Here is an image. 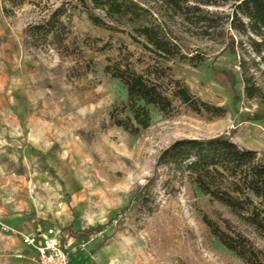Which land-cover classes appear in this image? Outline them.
Wrapping results in <instances>:
<instances>
[{
  "label": "rangeland",
  "instance_id": "rangeland-1",
  "mask_svg": "<svg viewBox=\"0 0 264 264\" xmlns=\"http://www.w3.org/2000/svg\"><path fill=\"white\" fill-rule=\"evenodd\" d=\"M134 1L156 14L185 59L154 58L133 32L139 24L75 2L0 0V219L14 229L34 222L68 230L69 264H243L217 244L204 219L221 230L223 220L245 227L188 182L172 195L162 191L165 171L155 164L176 141L221 136L264 163V66L250 69L261 99L249 100L236 65L241 53L227 46L223 19L206 37L201 27L158 13L153 0ZM231 4L202 10L223 18ZM60 8L64 49L32 34ZM88 14L107 27L92 26ZM124 57L136 73L163 70L224 116L195 115L174 102L171 116L149 108L150 125L135 136L114 127L110 114L126 94L104 68ZM151 182L148 214L139 199Z\"/></svg>",
  "mask_w": 264,
  "mask_h": 264
},
{
  "label": "trees",
  "instance_id": "trees-1",
  "mask_svg": "<svg viewBox=\"0 0 264 264\" xmlns=\"http://www.w3.org/2000/svg\"><path fill=\"white\" fill-rule=\"evenodd\" d=\"M65 1L75 2L84 10H98L115 21L139 24L133 32L141 40V48L158 60L185 59L171 36L162 29L156 14L134 0ZM153 1L158 13L178 17L193 28L201 27L202 35L206 37L210 36L209 31H215L216 22L223 19L227 46L233 54L235 50L241 53V56H236V65L245 97L249 100L261 99L260 89L249 72L251 69L259 73L260 66H264V0ZM226 1L232 4L230 14L223 18L208 15L202 10L218 8L220 2ZM63 11L60 8L45 24L34 27L33 36H40L44 42L49 38L58 48L64 49L63 36L67 30L59 22ZM88 20L94 27H107L103 20L92 14H88ZM104 73L118 81L126 94L125 105L110 114V121L114 127L131 136L149 127V108L171 116L175 112L174 102L195 115L222 118L225 114L224 110L194 97L186 86L170 79L159 68L149 66L136 73L127 57L114 62L108 60ZM121 114L125 116L120 118ZM155 167L165 171L162 191L172 195L176 186L188 182L210 202L227 209L245 227L243 231L233 230L229 222L223 220L224 230H221L215 223L204 219L210 235L223 250L243 264H264V247L260 248L255 243L256 239L264 242V163L255 152L238 148L224 136L209 140H179L159 154ZM152 185L151 182L139 199V204L148 214L152 213V208H149ZM64 232L70 233L68 230Z\"/></svg>",
  "mask_w": 264,
  "mask_h": 264
},
{
  "label": "built area",
  "instance_id": "built-area-1",
  "mask_svg": "<svg viewBox=\"0 0 264 264\" xmlns=\"http://www.w3.org/2000/svg\"><path fill=\"white\" fill-rule=\"evenodd\" d=\"M34 230L28 234H21L8 228H3L5 233L19 236L24 245L34 252L35 264H69L73 250L71 236L55 229H41L34 224ZM19 259V256H15Z\"/></svg>",
  "mask_w": 264,
  "mask_h": 264
},
{
  "label": "crops",
  "instance_id": "crops-1",
  "mask_svg": "<svg viewBox=\"0 0 264 264\" xmlns=\"http://www.w3.org/2000/svg\"><path fill=\"white\" fill-rule=\"evenodd\" d=\"M14 229L5 226L3 219H0V264H35L34 252L27 248L22 240L10 233H5L3 228ZM14 230L21 234H28L34 230V225L24 223L20 228ZM15 256H19L16 259Z\"/></svg>",
  "mask_w": 264,
  "mask_h": 264
}]
</instances>
